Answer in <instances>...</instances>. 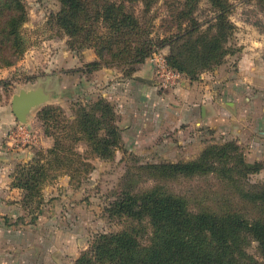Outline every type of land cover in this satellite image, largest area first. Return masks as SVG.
I'll return each instance as SVG.
<instances>
[{
    "label": "trees",
    "instance_id": "1",
    "mask_svg": "<svg viewBox=\"0 0 264 264\" xmlns=\"http://www.w3.org/2000/svg\"><path fill=\"white\" fill-rule=\"evenodd\" d=\"M200 1L169 5V18L163 20L165 33L157 37V16L152 12L159 0H59L62 7L57 20L80 48L95 49L96 60L86 63L89 73L123 67L131 77L154 53L170 48L165 58L167 67L197 81L203 73L225 63L232 50L227 45L236 30L229 19L233 9L229 0H208L214 15L206 21L195 16ZM27 18L24 0H0L1 69L15 66L24 55L22 27ZM86 71L79 68L68 73ZM42 113L45 135L55 139L47 151L51 160L45 164L47 157L40 156L20 166L14 177V187L24 192V205L36 203L35 210L42 202L43 186L53 178L51 171L74 166L77 156L74 147L56 138L47 122L62 128L66 139L79 142L84 138L98 158H111L122 143L119 115L107 99L79 104L73 121L66 117L60 120L63 112L58 107H47ZM261 169L259 163H248L234 142L211 145L195 161L164 166L166 177L216 174L217 180L230 184V191L224 188L191 197L217 202L224 199L230 205L195 210L187 197L162 191L161 187L141 195L123 193L106 212L109 218L128 220L129 226L99 235L90 252L75 264H264V184L248 189L245 182L248 175ZM231 200L251 205L254 212L233 207Z\"/></svg>",
    "mask_w": 264,
    "mask_h": 264
},
{
    "label": "rangeland",
    "instance_id": "2",
    "mask_svg": "<svg viewBox=\"0 0 264 264\" xmlns=\"http://www.w3.org/2000/svg\"><path fill=\"white\" fill-rule=\"evenodd\" d=\"M24 1L28 13L27 21L22 27L26 51L15 64V69L2 68L3 71L0 72V105L12 111L15 95L22 90L37 89L39 86L45 87L53 97L49 103L33 110L29 116L31 127L25 125L22 126L23 131L18 130L21 125L17 121L15 141L6 143V156L13 158L20 152V148L28 147L27 142L31 139L34 157L32 160L14 161L7 166L5 176L0 177V264H75L79 257L90 252L99 235L117 233L129 226L128 220L109 218L106 212L110 204L123 193L141 195L161 187L162 191L187 197L190 207L195 210L203 207L227 208L230 202L224 199L217 202L213 198L195 200L191 197V194L201 196L202 193L221 191L224 188L230 191V184L217 180L216 174L192 177L164 175V166L195 161L211 145L237 143L248 163L262 165L258 173L246 177L245 182L249 184L247 188L264 184V162H255L252 157L247 156L249 149L245 144L209 138V135L206 141L203 140L206 133L193 130L188 132L194 141H188L191 137L185 139L184 133L179 134L177 130H173V122L166 125L163 116L150 123L155 126L152 131L151 125H146L150 126L149 129L145 128L141 133L146 141H132L133 135L130 134L128 140L122 141L109 159L98 158L82 137L79 142L66 139L62 128H57V125L49 121L47 123L52 126L51 132L55 133L56 138L74 147L77 154L74 156L75 164L72 167H56L51 171L53 178L43 186L42 202L38 210H35L36 203L25 206L24 192L14 187L17 170L40 156L47 157L44 162L47 164L51 160L47 156L50 149L48 147L54 145L55 141L51 137V141H42L44 139L41 136L45 135L47 129L42 112L47 107H58L63 112L60 120L66 117L73 121L79 104L88 105L100 98L111 102L108 94L122 93L120 89L114 90L118 89V86L114 88L115 84L122 80L126 83L134 77L125 73L123 67L106 68L112 72H87L84 61L97 55L96 51L91 47L80 48L77 40L64 30L57 20L62 7L59 0ZM178 1L183 0H159L153 8L152 13L157 16L154 28L156 37L165 33L163 20L169 18L168 6ZM229 2L233 5L229 19L235 24L236 30L227 45L232 49L227 58L242 57L253 61L258 57L263 64L264 75V0ZM212 15L214 8L210 1L201 0L196 7L195 16L200 21H206ZM169 53L170 48H164L147 61L156 54L166 64L165 58ZM77 63L85 73L65 72L67 68H77ZM72 70L75 69L70 71ZM56 72H62L63 75ZM183 77L185 78L184 75ZM156 80H159L158 77ZM256 102L258 108L264 107L263 100L262 103ZM117 114L121 130L127 132L123 129V117L118 112ZM135 120L136 127L143 126L141 118ZM184 125L181 128H185ZM183 139L186 141H181ZM76 169L77 172L74 171ZM231 205L239 209H251V205L238 200H231ZM251 211L254 212L252 209ZM254 247L252 254L255 253Z\"/></svg>",
    "mask_w": 264,
    "mask_h": 264
},
{
    "label": "crops",
    "instance_id": "3",
    "mask_svg": "<svg viewBox=\"0 0 264 264\" xmlns=\"http://www.w3.org/2000/svg\"><path fill=\"white\" fill-rule=\"evenodd\" d=\"M232 58H227L216 69L203 73L197 81L184 78L179 73L181 79L169 89L163 88L161 82L156 80L155 66L151 59L133 75V80L126 83L122 80L115 84L114 88L118 86V89L114 90L120 89L121 95L113 92L107 96L123 117V129L127 132L122 130V141H127L130 134L133 135L132 141H146L141 134L145 128L149 129L150 126L146 125H151L150 123L163 116L164 123L167 125L173 122L172 129L179 134L184 133L185 139L191 137L189 132L193 130L206 133L203 138L206 141L208 135L209 138L216 137L221 141H237L247 146V156L252 157V160L264 162V107L258 108L256 102H264L263 64L258 57L253 61L249 58ZM94 60L96 55L84 63ZM76 66L78 67L71 69H79L81 65L77 63ZM15 67L16 65L11 68ZM71 69L67 68L65 72ZM100 71L112 72L106 68ZM56 73L63 75L62 72ZM136 118L142 119L143 126H135ZM16 124L17 120L11 109L0 105V177L5 176L7 166L14 161L32 160L34 157L31 139L27 142L28 147L20 148L15 157L6 156V143L15 141ZM182 124H185V128H181ZM154 127L151 125V131ZM41 137L44 139L42 141H51L44 134ZM185 139L181 141H186ZM188 141L194 140L191 137ZM52 146L53 144L48 148Z\"/></svg>",
    "mask_w": 264,
    "mask_h": 264
},
{
    "label": "water",
    "instance_id": "4",
    "mask_svg": "<svg viewBox=\"0 0 264 264\" xmlns=\"http://www.w3.org/2000/svg\"><path fill=\"white\" fill-rule=\"evenodd\" d=\"M135 78L148 83L151 82L144 78ZM52 97L43 86H39L37 89L22 90L13 97V114L21 126H30L29 116L33 110L49 103Z\"/></svg>",
    "mask_w": 264,
    "mask_h": 264
},
{
    "label": "built area",
    "instance_id": "5",
    "mask_svg": "<svg viewBox=\"0 0 264 264\" xmlns=\"http://www.w3.org/2000/svg\"><path fill=\"white\" fill-rule=\"evenodd\" d=\"M152 62L154 63L156 75L159 81L161 82L163 88L169 89L181 79V75L177 72L170 70L166 66L164 60L158 58L156 54L152 58ZM18 130L23 131L24 127L20 126Z\"/></svg>",
    "mask_w": 264,
    "mask_h": 264
}]
</instances>
